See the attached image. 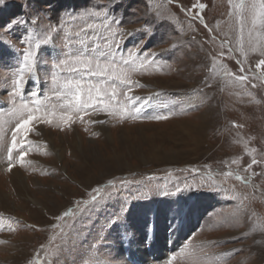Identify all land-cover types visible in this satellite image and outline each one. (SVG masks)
Instances as JSON below:
<instances>
[{
	"label": "rangeland",
	"instance_id": "1",
	"mask_svg": "<svg viewBox=\"0 0 264 264\" xmlns=\"http://www.w3.org/2000/svg\"><path fill=\"white\" fill-rule=\"evenodd\" d=\"M252 2L243 11L239 0L0 5V264H138L135 248L147 254L157 241L165 245L146 264H264V17ZM13 21L23 23L6 27ZM26 48L34 65L15 96ZM107 51L131 85L85 77L100 95L69 107L64 84L82 75L71 58L103 65ZM128 96L142 98L138 114L117 110ZM24 103L38 119L17 134L9 170Z\"/></svg>",
	"mask_w": 264,
	"mask_h": 264
},
{
	"label": "snow or ice",
	"instance_id": "2",
	"mask_svg": "<svg viewBox=\"0 0 264 264\" xmlns=\"http://www.w3.org/2000/svg\"><path fill=\"white\" fill-rule=\"evenodd\" d=\"M6 2V0H0V5H3ZM171 2V0H170ZM230 3H232V0H229ZM234 7L240 8L242 11L245 8V0H239V4H234ZM194 7L199 8L200 10H203L205 5L203 4H197L194 5ZM257 7L259 8V15L261 17H264V0H253L252 4L250 5V10L252 12L253 17L257 15L256 9ZM95 15H99V13H95ZM202 20V17H201ZM203 22V21H202ZM13 23H23V21H13L6 27L9 29L12 27ZM264 23V21H262ZM96 25H88V29H94L96 28ZM83 31H87V29H84ZM121 37L124 35V33L119 34ZM117 33H112V40L111 43L114 44L117 48L119 46L120 41L116 39ZM52 39L51 36H48L45 40L40 41L37 40L35 42V47L39 48L41 46V43H47ZM32 40V34L29 33L28 36H26L23 40L24 43H30ZM81 44H83V40L80 41ZM105 58L112 56L113 59L109 61L106 64H101L98 60L94 62L91 58H89L86 55H77L71 58V62L73 63V67L70 68V71L73 72H80L82 73L80 79H75V80H69L67 83L64 84L65 89H74V91H70L68 94L72 96V100L68 102L69 107L79 109V110H84L90 106V102L95 103V97L99 96L101 93V87L92 84L90 81L86 82L85 77H105L108 76L111 79H115L120 81L123 85L130 86L131 81L125 78V73L123 69H117L115 60H114V53L112 51H107L105 53L101 54ZM63 63L67 64L69 63L68 60L64 61ZM125 64L129 63H134V59L130 53L129 55V60L124 61ZM34 65V54L31 51L30 48H26L23 52V62L22 66L19 68L18 73L16 74V78L13 81V95L19 96L21 89L23 88L24 81H25V74L26 73H31ZM261 66H264V59L259 60L257 63L256 67L260 68ZM57 68L60 67V65H56ZM264 75V74H262ZM238 80L243 82L246 80V76L241 75L238 77ZM87 94V99L86 100H81V95L82 93ZM95 93V95H94ZM116 95L115 92V85H113V92L112 96L114 97ZM142 98L138 96H128L127 101L117 110L118 111H123L128 113L129 111L132 114H138L141 111V107H135L134 102L140 101ZM110 105L105 104L104 107H109ZM15 112L19 113L21 116L20 122L16 125L15 130L12 133V144L11 148L8 149V157H9V170H11V160H12V151L17 147V134L23 130L25 136H27L28 132L30 131L29 125L32 123V121L38 119L37 116H35L33 113L34 111H39L38 108L34 109L29 107L27 103L21 104L19 108L14 109ZM27 113V118H24V114ZM156 119H165L166 117L163 116H156L154 117ZM68 119H71V116L68 117ZM30 143V142H29ZM21 161L23 160V153L21 154ZM257 163V161L253 160L252 164ZM251 165H249V168ZM231 175V173H229ZM237 179H242L245 182H247V178L245 177H236ZM112 181H109V184H112ZM96 193H99L101 189L97 188L93 190ZM177 191H180V189H177ZM164 195H168V193H163ZM97 197L94 195L92 196L91 202L96 201ZM85 204L90 203V201H85ZM127 212V207H124L121 209V213L118 214L116 217L113 219L109 220V225L112 226L123 219V215ZM73 215L71 211H67L63 214L64 217H68ZM63 217H61L62 219ZM175 257H172V260H174ZM172 260L169 261V264H172Z\"/></svg>",
	"mask_w": 264,
	"mask_h": 264
},
{
	"label": "bare ground",
	"instance_id": "3",
	"mask_svg": "<svg viewBox=\"0 0 264 264\" xmlns=\"http://www.w3.org/2000/svg\"><path fill=\"white\" fill-rule=\"evenodd\" d=\"M168 85V84H167ZM168 87V86H167ZM9 143V142H8ZM58 151V153L57 154H59V150H57ZM61 152H63V151H61ZM60 152V155H62V153ZM59 157V156H58ZM16 174H19V173H16ZM23 185V184H22ZM23 186H25V184L23 185ZM18 190V189H17ZM0 196H2L3 198L5 197V196H7V192H5V191H2V190H0ZM28 196V195H27ZM30 196V195H29ZM52 196V195H51ZM22 197V196H21ZM5 199H7V198H5ZM8 200V199H7ZM20 200V199H19ZM31 200V199H30ZM33 200V199H32ZM9 201V200H8ZM35 201L38 203L39 202V199L35 196ZM24 203V202H23ZM41 203V202H40ZM39 203V204H40ZM43 205H44V203H43ZM21 206H24V204H21ZM2 235L3 234H1V232H0V237H2ZM157 242H160V243H157ZM157 242H155L153 245H151V247H150V249H146V251L148 252L147 254L145 253V252H143L142 250H140V248L138 247V248H135V250L137 251L136 253H134V257L136 258L135 260H136V262L138 263V264H146L147 262H148V258H149V255L150 256H153V255H158L156 252L154 253L153 252V249H157V250H161L160 248H159V245L161 244V245H165L164 243H162V241H157ZM166 248H168L167 247V244H166V246H165V248H164V250L166 249ZM143 249V248H142ZM140 252V253H139ZM163 251H161V253H162ZM146 262V263H145Z\"/></svg>",
	"mask_w": 264,
	"mask_h": 264
}]
</instances>
